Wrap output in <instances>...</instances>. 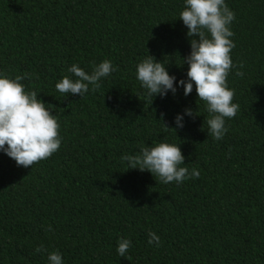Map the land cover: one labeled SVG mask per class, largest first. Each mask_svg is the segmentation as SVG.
Here are the masks:
<instances>
[{"label":"trees","instance_id":"trees-1","mask_svg":"<svg viewBox=\"0 0 264 264\" xmlns=\"http://www.w3.org/2000/svg\"><path fill=\"white\" fill-rule=\"evenodd\" d=\"M225 3L235 13L230 55L244 67L229 73L240 108L217 141L195 85L185 96L179 84L191 52L185 0H0V76L30 74L21 83L62 138L32 168L0 152V264H49L55 251L63 264H264V0ZM149 55L176 77L175 95L147 96L137 65ZM104 60L117 70L95 93L56 90L76 79L73 64L90 74ZM161 142L180 146L181 166L200 177L165 185L121 160ZM121 238L132 242L124 258Z\"/></svg>","mask_w":264,"mask_h":264},{"label":"clouds","instance_id":"clouds-1","mask_svg":"<svg viewBox=\"0 0 264 264\" xmlns=\"http://www.w3.org/2000/svg\"><path fill=\"white\" fill-rule=\"evenodd\" d=\"M234 19L235 13L225 0H185L179 19L188 29L191 46L190 55L183 58L184 64L188 65L187 80H180L179 84L184 88L185 96L193 92L195 85L198 101L205 103L209 113L206 121L208 134L217 141L222 140L228 131L226 119L234 118L240 108L239 104L233 103L235 92L229 89L227 83L234 68L244 67L243 63L233 64L230 55L235 48L231 39L234 33L230 29ZM116 70L108 60L94 65L90 74L73 64L68 71L76 79L65 76L55 87L63 95L83 98L90 91L89 85L95 93L101 88L102 78ZM235 74L244 76L240 70ZM30 78L28 73L17 75L15 79L0 76V152L23 168H32L34 164L50 158L60 149L62 139L56 116L38 99L36 91H26L21 83ZM137 79L149 98L166 97L169 92L173 95L177 92L176 77L170 76L164 63L157 62L151 55L137 65ZM185 115L197 116L191 109H186ZM183 119V115H177L175 123L178 128L184 127ZM121 160L127 162L130 170L150 172L156 181L165 185L173 182L181 184L187 179L200 177L199 170L193 168L190 172L188 167L181 166L185 164L181 147L166 142L152 147L143 146L136 155H124ZM47 230L52 229L49 226ZM148 235V243L159 247L160 237L155 232ZM131 247L130 239L121 238L117 252L124 258ZM43 251H46L43 246L36 248L37 253ZM48 261L49 264H63L58 251L50 253Z\"/></svg>","mask_w":264,"mask_h":264}]
</instances>
